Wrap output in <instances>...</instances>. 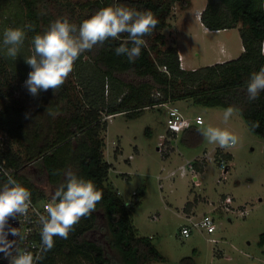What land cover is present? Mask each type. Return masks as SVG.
Instances as JSON below:
<instances>
[{"label": "trees", "instance_id": "obj_1", "mask_svg": "<svg viewBox=\"0 0 264 264\" xmlns=\"http://www.w3.org/2000/svg\"><path fill=\"white\" fill-rule=\"evenodd\" d=\"M177 2L184 7L190 4L189 0H86L80 5L71 0H20L25 14L23 27L33 25L31 31L26 30L30 44L34 35L43 32L57 18L66 17L79 26L98 9L109 5L149 10L158 21L152 33L144 37L146 45L134 63L114 51L127 41V34L81 54L56 94L52 90L40 93L36 107L29 111L30 118L25 117L23 101L4 100L9 94L5 92L9 79L6 63L0 56V130L12 138L11 147L2 155L15 166L16 179L31 191L33 200L51 197L37 183L31 164L45 171L55 190L64 183V172L71 169L92 180L103 192L96 211L82 218L67 239L55 237L54 247L42 253L43 258L37 264H83V260L90 264H151L165 259L152 237L141 235L133 223L132 209L144 191L133 194L126 202L109 183L112 164L105 157L103 137L109 116L137 117L146 109L188 99L208 107L231 106L240 112L251 131L264 137V92L254 101H249L246 93L250 74L264 66V55L260 53L264 42L261 0L207 1L201 12L202 23L211 30L238 27L244 50L236 58L195 69L182 67L178 47L168 45L162 32L170 24L168 19ZM128 46L131 47L130 42ZM27 70L28 65L23 61V73ZM49 110L56 115H49ZM42 111L50 121L49 135L41 145L35 146L43 125L40 120L35 121L36 127L30 133L27 120ZM182 134L188 139L201 136L197 126ZM169 136L176 135L169 132ZM224 155L232 158L229 152ZM194 163L198 171H203L204 164L198 160ZM53 169L59 170V174L53 175ZM191 205L189 202L185 208ZM104 229L108 230L107 243L91 236ZM259 244L264 245V233Z\"/></svg>", "mask_w": 264, "mask_h": 264}, {"label": "rangeland", "instance_id": "obj_2", "mask_svg": "<svg viewBox=\"0 0 264 264\" xmlns=\"http://www.w3.org/2000/svg\"><path fill=\"white\" fill-rule=\"evenodd\" d=\"M83 3L86 0H71ZM186 7L177 2L170 23L162 32L167 44L179 46L189 57L188 67H201L214 63V50L209 46L224 40L235 50H240L242 39L238 27L222 33L207 32L200 24L198 10L208 0H189ZM24 8L20 0H0V40L7 27L23 28ZM31 44L25 38L16 59L6 55L0 48V56L6 63L8 88L5 91L10 100L23 101L27 113L36 107L38 97H33L24 87L30 67L23 73L24 57L32 54ZM185 54V56H186ZM182 65V64H181ZM18 86V87H16ZM176 105L180 111L194 117L201 114L205 123L200 128L214 126L226 129L239 137V143L228 149L232 158L227 159L218 145L200 138H184L180 133L160 142L168 135L166 120L169 106ZM222 107H208L191 100H179L175 104H164L146 109L137 117L126 114L109 116L108 129L103 133L104 154L112 164L109 183L121 197L129 202L133 194L144 191L140 202L133 207V223L141 235L151 236L165 259L151 264H264V245L259 244L264 233V137L255 134L239 111L227 121L223 120ZM42 122L41 136L35 146L41 145L49 135L50 121L45 112L34 119H28L29 132L36 127L35 121ZM169 138V137H168ZM168 152V156H166ZM228 160L229 168L223 172L219 161ZM198 160L205 166L204 171H192L182 176L180 166L187 161ZM195 164V163H194ZM38 184L51 197L55 187L49 183L45 171L31 164ZM172 171L176 173L170 175ZM195 174L198 178L195 179ZM196 180V183H195ZM227 196L232 201L224 205ZM196 199L195 210L201 216L204 212L214 216L217 229L208 234L195 229L191 236L180 235L181 226L187 222L183 217L186 201ZM192 209V208H190ZM218 209V210H216ZM104 225L106 220L100 212ZM108 230L94 232L107 243ZM214 237L213 242L209 238ZM83 264H90L83 260Z\"/></svg>", "mask_w": 264, "mask_h": 264}, {"label": "clouds", "instance_id": "obj_3", "mask_svg": "<svg viewBox=\"0 0 264 264\" xmlns=\"http://www.w3.org/2000/svg\"><path fill=\"white\" fill-rule=\"evenodd\" d=\"M259 7L264 9V0H261ZM157 24L151 11L122 5L102 7L79 26L66 17L57 18L43 32L32 37V54L24 57L30 67L24 87L33 97L49 90L56 94L81 54L97 45L102 46L108 40H119L122 34H127V41L114 49L115 54L126 56L130 63H134L140 56L141 48L146 45L144 37L150 35ZM32 28L31 24H25L23 28H5L0 48L6 50L8 57L16 59L24 45L26 30L31 31ZM129 42L131 47L128 46ZM260 53L264 55V42L260 45ZM261 92H264V66L253 71L246 81L249 101L256 100ZM234 111L231 106L224 110V122L233 116ZM48 114L56 115L51 110ZM25 117L30 118V113H26ZM200 132L208 143L218 145L221 149L228 150L239 143L236 134L220 127L208 126L201 128ZM0 174L3 177L0 182V251L9 259V264H37L43 258L42 255H34L28 249L18 247L16 241H9L4 232L9 218H29L32 193L7 169L0 167ZM52 174L58 175L59 170L53 169ZM64 176L65 181L56 188L51 202L44 204L43 214L37 213L41 253L54 247L55 237L67 239L75 225L96 211L97 203L103 199V192L96 188L92 180L77 175L71 169L66 170ZM11 231L20 240L25 239V235L15 228Z\"/></svg>", "mask_w": 264, "mask_h": 264}, {"label": "built area", "instance_id": "obj_4", "mask_svg": "<svg viewBox=\"0 0 264 264\" xmlns=\"http://www.w3.org/2000/svg\"><path fill=\"white\" fill-rule=\"evenodd\" d=\"M205 123V120L201 114H197L194 117H188L184 115L178 106L172 105L168 108V117L166 120L167 130L170 133L178 135L188 128L192 126H198ZM169 137V138H168ZM166 139L170 140V136L167 135L164 137V140L160 142V149L164 152L162 146ZM12 145V138L11 136L4 130H0V167L7 169L11 172V174L16 179V168L14 165L10 164L8 159L2 155V152H5L9 149ZM195 161H187L185 165L180 166V173L182 176H185L187 173L186 166H188L192 171H200L197 170L194 164ZM228 160L225 157H221L219 161L220 168L223 172H226L229 168V164H227ZM174 173V172H173ZM198 178V175L195 174V179ZM0 178L2 174H0ZM196 183V180H195ZM32 199V198H31ZM232 201L231 196H227L224 199V205H227ZM51 198L44 199V200H33L32 199V206L29 209L28 219L24 217H15L17 220L16 230L20 233L25 235V239L20 240L17 236V246L20 248H26L31 251L34 255H42L40 250V236L39 230L40 225L36 222L37 221V213L43 214V206L46 203H50ZM218 210V209H216ZM183 217L186 219L187 222L183 223L181 226L180 235L182 237H189L194 232L195 229H199L200 231H206L208 234H213L216 229L217 225L215 224L214 216L211 213L204 212L201 216L197 215L195 210L192 208L187 210L185 207L183 208ZM211 241L215 242L216 238L210 237ZM38 263V261H37ZM0 264H9V259L5 257V255L0 258Z\"/></svg>", "mask_w": 264, "mask_h": 264}, {"label": "crops", "instance_id": "obj_5", "mask_svg": "<svg viewBox=\"0 0 264 264\" xmlns=\"http://www.w3.org/2000/svg\"><path fill=\"white\" fill-rule=\"evenodd\" d=\"M204 8V7H203ZM203 8L199 9L198 10V18L201 17V12L203 10ZM200 24L201 26L204 28L205 31L207 32H214V33H222L224 32L226 29H221V30H211L209 28H207L201 21V18H200ZM230 29V28H228ZM226 32V31H225ZM178 47V50H179V54H180V59H181V64H182V67L186 68V69H195L197 68L196 66H193L191 65L192 67H188L189 65H187V63H190L189 61V57H187V54L185 53V51H182L180 49L179 46ZM211 48V50H214L215 52V56L213 58H215L214 60V63L216 62H221V61H225V60H229V59H233V58H236L238 57L242 51L244 50V45L242 43L241 45V48L240 50H235L233 47H230L229 46V42H226L224 40H219V42L216 43V46H215V43L213 44V46H209ZM186 54V56H185ZM210 65V64H209ZM197 126V125H196ZM200 125H198L197 127H199ZM201 129V128H200ZM168 135H169V132H168ZM226 152H229L231 153L229 150H227ZM232 154V153H231ZM205 169V167H204ZM203 169V171H204ZM180 170V169H179ZM174 172V173H173ZM202 172V171H201ZM176 172L175 171H172L170 175H174ZM189 202H192V205L190 206V208H197V206L199 205V203H197L196 199L194 200H190L188 199L186 201V203L184 204L183 208L185 207V205ZM190 208H186L187 210H190Z\"/></svg>", "mask_w": 264, "mask_h": 264}, {"label": "water", "instance_id": "obj_6", "mask_svg": "<svg viewBox=\"0 0 264 264\" xmlns=\"http://www.w3.org/2000/svg\"><path fill=\"white\" fill-rule=\"evenodd\" d=\"M16 226H17V220L15 219V217H11L8 219V221L6 222L4 226V232L6 233L7 239L9 241H16V244H17V236L13 235L11 231L14 228L16 229ZM3 256H4V253L0 251V258H2Z\"/></svg>", "mask_w": 264, "mask_h": 264}]
</instances>
